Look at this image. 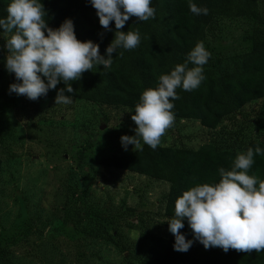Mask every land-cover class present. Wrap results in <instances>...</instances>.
Returning a JSON list of instances; mask_svg holds the SVG:
<instances>
[{"label":"rangeland","instance_id":"obj_1","mask_svg":"<svg viewBox=\"0 0 264 264\" xmlns=\"http://www.w3.org/2000/svg\"><path fill=\"white\" fill-rule=\"evenodd\" d=\"M249 29L246 19L220 18L204 47L229 61L248 49ZM72 100L0 112V264H139L140 233L171 234L169 183L99 164L113 151L135 149L124 150L120 139L135 135V113ZM254 110L256 133L264 134V100ZM213 134L175 117L158 146L195 151Z\"/></svg>","mask_w":264,"mask_h":264},{"label":"trees","instance_id":"obj_2","mask_svg":"<svg viewBox=\"0 0 264 264\" xmlns=\"http://www.w3.org/2000/svg\"><path fill=\"white\" fill-rule=\"evenodd\" d=\"M10 2L0 0V18H6ZM40 2L47 12L44 19L49 27L58 28L65 19H71L77 39L91 40L99 45L100 54H105L114 39L115 23L110 22L112 31L103 29L90 0ZM190 2L206 7L208 14L194 15L189 9ZM151 7L155 9V19L138 21L130 17L121 29L139 33L138 47L117 49L110 68L94 65L80 80L70 82L74 92H65V95L90 105L126 108L134 113L142 92L156 88L161 75L169 74L177 64L184 63L188 53L207 38L218 19L241 18L250 23L243 38L250 45L244 53L225 62L210 55L203 65L205 79L200 86L192 91L176 89L180 98L172 101V112L178 119L197 120L212 131L214 134L206 146L195 151L161 146L153 150L142 144V151H113L100 158L99 164L104 167L169 183L164 213L172 218L175 201L183 191L197 184L218 183L221 179L218 170H231L237 153L246 152L248 148L255 150L257 146L264 150V134L256 133L254 110L255 104L264 100V0H151ZM7 38L0 28V112L32 108L35 102L55 99L57 91L65 87L63 81L35 101L9 93L10 84L17 81L5 68ZM193 66L188 64L189 68ZM43 79L47 83L46 78ZM1 164L0 159V167ZM249 175L264 180V155L254 154ZM184 225L181 233L187 240H193L187 252L174 250L172 233L167 239L146 231L140 233L134 248L139 264H264V251L244 253L234 249L224 252L219 247L205 249L194 239L186 219ZM111 231H114L112 234L116 232L115 229Z\"/></svg>","mask_w":264,"mask_h":264},{"label":"clouds","instance_id":"obj_3","mask_svg":"<svg viewBox=\"0 0 264 264\" xmlns=\"http://www.w3.org/2000/svg\"><path fill=\"white\" fill-rule=\"evenodd\" d=\"M90 4L103 29L112 31L110 22L115 23L114 39L104 55L100 54L98 44L77 39L71 19H65L58 28L49 27L40 0H11L6 18H0V28L8 35L4 45L8 53L5 68L17 81L10 84V94L35 101L63 81L65 87L57 91L55 104H71L72 96L65 95L74 92L70 82L80 80L94 65L110 68L117 49L138 47V32L121 31L130 17L138 21L155 19L151 0H90ZM189 9L194 15H207L209 11L191 2ZM210 55L203 42H198L184 63L161 75L156 88L142 92L131 116L136 125L135 135L120 138L124 150L133 145L142 151L141 141L153 150L157 148L175 121L172 101L180 98L176 89H197L205 79L203 65ZM189 63L194 66L189 68ZM254 154L264 155V150L257 146L255 150L248 148L237 153L231 170H218L221 177L218 183L197 184L176 199L174 217L167 221L168 230L175 237V251L187 252L193 244L180 231L185 219L194 239L205 249L264 251V180L249 175Z\"/></svg>","mask_w":264,"mask_h":264},{"label":"water","instance_id":"obj_4","mask_svg":"<svg viewBox=\"0 0 264 264\" xmlns=\"http://www.w3.org/2000/svg\"><path fill=\"white\" fill-rule=\"evenodd\" d=\"M105 128V126H100V130H103Z\"/></svg>","mask_w":264,"mask_h":264}]
</instances>
